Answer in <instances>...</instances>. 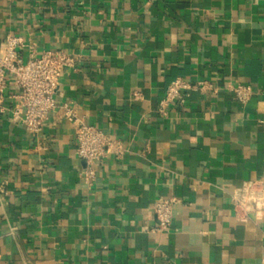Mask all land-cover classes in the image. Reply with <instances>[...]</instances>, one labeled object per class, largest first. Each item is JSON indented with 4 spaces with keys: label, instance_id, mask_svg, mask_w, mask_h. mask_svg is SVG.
<instances>
[{
    "label": "crops",
    "instance_id": "0c3cea01",
    "mask_svg": "<svg viewBox=\"0 0 264 264\" xmlns=\"http://www.w3.org/2000/svg\"><path fill=\"white\" fill-rule=\"evenodd\" d=\"M78 58L56 95L124 144L87 182L60 108L38 134L0 111V264H264V211L233 194L264 181V0H0V51ZM178 78L208 81L159 112ZM249 85L238 102L228 86ZM136 93L139 97H136ZM174 198L169 230L156 202Z\"/></svg>",
    "mask_w": 264,
    "mask_h": 264
},
{
    "label": "built area",
    "instance_id": "2783aa9c",
    "mask_svg": "<svg viewBox=\"0 0 264 264\" xmlns=\"http://www.w3.org/2000/svg\"><path fill=\"white\" fill-rule=\"evenodd\" d=\"M23 46L22 38L10 34L0 51V111H5L1 95L7 87L9 76H13L20 88V93L16 96L17 103L13 108V116L30 133H40L50 113L60 108L64 117L74 125L76 154L87 163L83 173L84 179L87 182L93 181L96 176V166L109 155L122 156L125 152L124 144L120 140H113L99 127L87 123L70 104L65 103L61 106L57 104L56 95L61 78L67 69L76 67L77 57L61 51H46L40 57L31 55L25 61L20 53ZM208 90L218 92V89L208 81L192 83L178 78L169 86L160 104L159 112L167 115L170 105L176 102L183 104L191 92ZM228 90L232 91L236 100L242 104H246L253 94L249 85H230ZM136 97H139L138 93ZM175 203L174 198L160 199L156 202L155 214L158 224L155 230L170 229ZM233 203L238 214L248 205L256 206L259 212L264 211V181L253 179L245 182L233 194Z\"/></svg>",
    "mask_w": 264,
    "mask_h": 264
}]
</instances>
